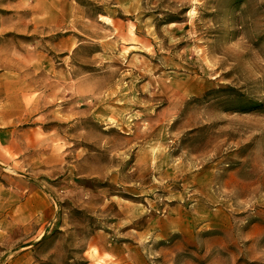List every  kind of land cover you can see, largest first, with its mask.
Segmentation results:
<instances>
[{
	"label": "rangeland",
	"instance_id": "obj_1",
	"mask_svg": "<svg viewBox=\"0 0 264 264\" xmlns=\"http://www.w3.org/2000/svg\"><path fill=\"white\" fill-rule=\"evenodd\" d=\"M0 264H264V0H0Z\"/></svg>",
	"mask_w": 264,
	"mask_h": 264
}]
</instances>
